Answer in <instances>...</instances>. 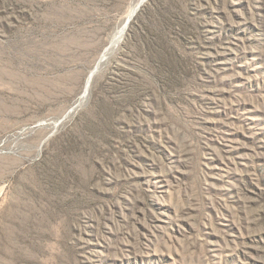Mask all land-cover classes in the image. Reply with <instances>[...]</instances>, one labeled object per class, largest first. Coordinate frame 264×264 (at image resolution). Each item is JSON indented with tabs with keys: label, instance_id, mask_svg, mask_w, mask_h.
I'll use <instances>...</instances> for the list:
<instances>
[{
	"label": "rangeland",
	"instance_id": "374dc122",
	"mask_svg": "<svg viewBox=\"0 0 264 264\" xmlns=\"http://www.w3.org/2000/svg\"><path fill=\"white\" fill-rule=\"evenodd\" d=\"M134 2L0 0V264H264V0H144L78 104Z\"/></svg>",
	"mask_w": 264,
	"mask_h": 264
},
{
	"label": "bare ground",
	"instance_id": "6f19581e",
	"mask_svg": "<svg viewBox=\"0 0 264 264\" xmlns=\"http://www.w3.org/2000/svg\"><path fill=\"white\" fill-rule=\"evenodd\" d=\"M136 2H134V4L132 5L129 14L126 16V18L122 21L121 26H119V28H117V30L114 31L111 40L109 41V43L107 44V46L103 49L102 53L100 54V56L98 57V59L96 60V64L95 67L92 68L90 74L87 77L83 92L80 96L78 104L85 98L86 96V92L88 90V84H90V78H91V73L93 72V70L95 71V68L97 69L99 66H101L102 64L105 63L107 57L112 54V52L116 49L117 45L119 44V42L121 41L122 37L125 34V29H126V22L131 18V16L134 14V12L136 11L137 7L144 1V0H135ZM132 3V2H131ZM130 7V6H129ZM78 104H73L71 105V107L68 110L69 112L74 111Z\"/></svg>",
	"mask_w": 264,
	"mask_h": 264
}]
</instances>
